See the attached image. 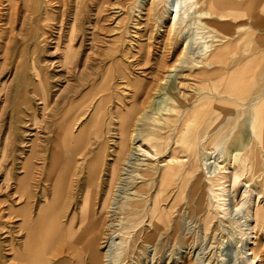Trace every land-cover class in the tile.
Returning <instances> with one entry per match:
<instances>
[{
    "label": "bare ground",
    "instance_id": "1",
    "mask_svg": "<svg viewBox=\"0 0 264 264\" xmlns=\"http://www.w3.org/2000/svg\"><path fill=\"white\" fill-rule=\"evenodd\" d=\"M71 1L53 2L65 7ZM84 2L75 1L76 11L78 6L81 10L86 7ZM135 3L132 12L136 9L139 15L149 6L146 25L151 19L160 30L167 23L164 39L156 48L146 47L141 59L135 61L142 78L132 73L135 65L117 58L122 54L115 42L112 51L95 54L93 29L88 27L92 32L85 34L82 25L76 27L77 15L68 44L60 53L56 75L35 73L37 80L28 73V56L21 50L14 56L17 38L13 29L0 31V42H4L0 43V53L14 67L8 86L0 79V135L6 132L0 164L6 166L3 183L9 197L5 210L9 216L21 218L23 224L30 217V182L38 155L43 165L40 192L45 204L31 223L25 250L34 251L49 231L58 238L68 234L70 243L62 241L60 246L85 252L89 264H120L122 240L117 244L120 252L112 257V242L103 252L98 250L102 230L113 227V223L104 222L114 216V205L123 221L136 216L146 219L152 234L144 241L150 245L160 232L169 231L172 211L179 202L188 206L190 215L200 217L203 229L208 228L212 220L205 216L203 207L207 186L201 184V174L195 176L199 162L214 164L209 161L218 151L222 160L214 167L217 173L209 179L210 186L227 178L231 169L236 187L241 178L264 193V0H249L245 8L238 7L236 0ZM42 5V0H0V8L7 11L5 25H14L20 18L22 26L31 24V33L24 39L22 34L19 37L23 45L31 41L36 63L46 35ZM239 18L244 21L236 20ZM192 26L197 43L195 51L189 53L192 40L186 35ZM147 49L162 54L149 64L153 50L151 54ZM174 56V62L168 64ZM5 75L2 67L0 78ZM53 78L64 83L63 92L52 91ZM29 85L39 110L27 96ZM88 87L90 92L82 95ZM122 87L128 89V96L119 94ZM36 111L42 127L35 120ZM87 115V125L80 128ZM31 126L35 132L26 142ZM110 127L116 140L114 149L107 152ZM40 129L43 145L38 137ZM86 156L85 166L76 165ZM107 156H113L111 164ZM123 182L131 187V193L119 202L116 194ZM77 190L83 195L75 225L76 214L68 216V199ZM173 190L177 191L174 199ZM60 216L69 218V223L62 225ZM262 218L264 208L258 207L253 213L255 226ZM29 259L35 261L39 256L34 253Z\"/></svg>",
    "mask_w": 264,
    "mask_h": 264
},
{
    "label": "rangeland",
    "instance_id": "2",
    "mask_svg": "<svg viewBox=\"0 0 264 264\" xmlns=\"http://www.w3.org/2000/svg\"><path fill=\"white\" fill-rule=\"evenodd\" d=\"M53 1L42 0V30L46 35L42 42V53L37 63L32 57L33 45L31 41L23 45L20 43L21 38L19 37L22 34V39H24L28 36V33H31V24L27 22L22 26V19L20 18L16 24H11L13 28L10 24V26L5 25L7 21H3V16L7 11L6 8H0V31L1 29L6 31L13 29L12 34L16 35L17 38L13 47L14 56L15 53H18V50H21L22 55L28 56L27 70L33 80L36 79L34 74L39 72H42V74L47 73L50 76L56 75L60 53L64 50V46L68 44L75 15H77L76 27L78 24L82 25L85 34L92 32L91 29L88 30V27L93 29L96 43L93 49L95 54L103 55L108 51H112L115 42V45L121 51L120 54L124 55V57L118 55L117 58L122 59L125 63L131 62L135 65V67H130L132 73L136 77L142 78V75H140L142 72L140 71L141 67H137L135 61L141 59L139 55L145 52L146 47L156 48L158 46L157 43L164 39L167 26V23H164L162 28L157 30L151 19L147 25L145 24L147 18L145 10L149 6L146 5L147 7L142 8L139 15L136 9H134V13L132 12L134 4L136 5L135 0H85L84 6L86 7L81 10V7L78 6L77 11L75 7L76 0H72L65 7ZM248 1L236 0V5L245 8ZM236 20L244 21L242 18ZM194 28V26L190 27L186 35L188 39L192 40L190 41L191 46L188 48L189 53L195 51L197 43L196 37L193 36L196 31ZM87 36V39H89L90 36ZM88 49L86 48V50ZM147 50L151 54L153 50V56H150L149 64L158 60V56L162 54L160 50ZM11 55L9 53L10 62L13 60V58L11 60ZM133 55L135 57H131ZM3 59L2 53H0V70L3 67L6 74L0 79L1 83L5 82L8 86L14 76V67L12 63L8 65ZM175 59L176 56L172 60H168V64H172ZM109 63L106 66L114 64L113 62ZM7 68H9V74ZM169 73L172 74V72ZM180 74H183V71ZM179 78L182 79L183 77L180 75ZM132 81L134 82V79ZM51 82L52 91H64V83H57L54 78ZM89 92L88 87L82 95ZM128 93V89L122 87L119 94L128 96ZM27 96L33 100L36 110H39L40 105H37V98H35L30 85L27 86ZM36 115L38 116L35 120L42 127V122H39V112L36 111ZM88 120L87 115L80 128L85 127ZM32 127L34 126L27 130L26 142L32 139L35 132ZM112 129L113 127H110V133L108 136L106 135L108 149H110H107V152L114 149L113 142L116 140ZM42 132V129H40L38 137L43 145L45 139H43L44 133ZM5 135L6 132L0 135V138L2 137L0 148ZM40 156L38 155V159L34 160L33 178L30 182L32 190L29 201L30 217L26 224H23L22 219L19 217L9 216L5 210L8 207L6 201L9 198L6 195L7 190H5L3 183L6 166L0 164V212L3 211L0 213V264H89L85 252L78 251L77 248L73 247L62 248L60 246L62 241L69 242L67 241L70 240L67 239L68 234L61 235L58 238L48 231L42 236V241L37 248H34V251L25 250L24 248L26 235L31 229V223L45 204L41 195L43 165L42 161L39 160ZM212 157L214 159L209 162H214V164L204 165V161L199 162V171L195 176L198 178L201 174V184L207 186L203 207L205 216H209L212 220L208 228L203 229L200 224V217L190 215L188 206L183 202H179L177 208L172 211L169 231L167 233L160 232L158 240L150 245L144 241L145 236L152 234L147 226L146 219L143 220L141 217L136 216L123 221V216L117 212L118 206L114 205L112 206L114 216L110 221L105 220L104 222V225L113 223V227L111 231L102 230V235L98 239V250L103 252V247L106 244L110 245L112 242V257L120 252V250H117V244L122 240L124 257L120 264H264V218L261 219L258 226H255L253 219L255 209L258 207L264 208V193L261 194L260 191L250 187L249 184L242 182L241 178L236 187L231 169H228L227 178L218 182V184L215 183L214 186H210L209 179H212L217 173L214 167L222 160L218 159L219 151ZM111 159H113V156L106 157L107 162L110 164ZM139 159L141 160L142 157H139ZM86 162L87 156L76 162V165L85 166ZM130 190L131 187L126 182L119 185L116 194L118 196L117 200L119 202L124 201L126 196L131 193ZM72 193L73 195L68 199L70 204L68 216L71 217L76 214L75 225H77L83 191L77 190ZM176 195L177 191L173 190L171 193L172 199ZM60 218L62 225L65 226L69 223V218L62 219L61 216ZM49 221L53 222L54 220L49 218ZM134 222L137 224L134 225ZM34 253L39 256V259L35 261L29 259Z\"/></svg>",
    "mask_w": 264,
    "mask_h": 264
}]
</instances>
